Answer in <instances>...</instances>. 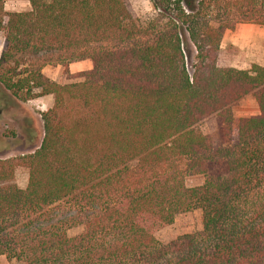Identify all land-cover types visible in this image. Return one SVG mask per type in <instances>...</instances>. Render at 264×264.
I'll return each instance as SVG.
<instances>
[{"label":"trees","instance_id":"16d2710c","mask_svg":"<svg viewBox=\"0 0 264 264\" xmlns=\"http://www.w3.org/2000/svg\"><path fill=\"white\" fill-rule=\"evenodd\" d=\"M150 1L156 17L143 27L126 0H28L19 13L0 0V84L20 102L53 96L39 147L0 160L5 259L264 264V64H218L226 31L264 26V0ZM18 55L40 57L17 73ZM83 60L92 67L75 76L81 82L41 73L59 65L65 75ZM248 95L258 116L234 117ZM205 120L209 135L195 129ZM19 167L28 170L24 189L14 183ZM189 175L203 183L187 187ZM61 203L73 214L54 219ZM193 210L201 232L159 246L154 232ZM80 224L83 233L69 237Z\"/></svg>","mask_w":264,"mask_h":264},{"label":"rangeland","instance_id":"374dc122","mask_svg":"<svg viewBox=\"0 0 264 264\" xmlns=\"http://www.w3.org/2000/svg\"><path fill=\"white\" fill-rule=\"evenodd\" d=\"M183 2L188 0H182ZM196 3L198 0H189ZM26 0H3V10L6 5L7 9L14 10H25ZM128 8L132 15L136 17L143 27L156 17V11L150 0H126ZM5 11V10H4ZM186 41L185 34L182 36ZM3 40L2 34H0V41ZM187 48L189 51L190 58L188 59V69L191 70V63L195 56V50L187 40ZM40 56L31 55H18L14 60L18 62L17 73L24 69L29 61H36ZM84 61V60H83ZM90 62L89 60H87ZM80 61L70 63L72 70H67L64 75L63 71H58L59 65L56 66H45V74H43L50 81L65 83H77L81 82L82 78L75 77L78 73H81L83 69H86V63ZM22 64H25L22 65ZM92 65V63H90ZM219 66H230L239 70H249L253 64L263 65L264 64V26L254 24H238L233 30H228L224 33L219 51ZM3 69L13 67V61L9 60L3 63ZM62 67V66H61ZM60 69V68H59ZM41 70V73H42ZM71 71V73H70ZM87 71V70H84ZM1 87V86H0ZM3 87V86H2ZM0 88V103L3 104L11 99L5 92V88ZM7 91V90H6ZM35 93H39L35 90ZM11 95V94H10ZM12 96V95H11ZM13 97V96H12ZM44 97V98H43ZM34 98L27 102L16 103L12 115L14 116V122L16 124L15 130L3 128V133L6 137H11L10 133L14 131V143L15 150L22 151L25 154L34 152L40 145L43 138V124L41 120V113L47 111L53 105V96L49 95L52 99L50 107L46 104V96ZM50 99V98H49ZM12 101V100H11ZM15 103V102H14ZM21 103H24L22 106ZM18 105V106H17ZM10 111V108L7 109ZM23 113H28V118L23 116ZM32 113L34 115H32ZM232 114L236 118H250L256 117L259 114L257 105L251 95H248L241 99L232 109ZM8 122V121H6ZM13 123V122H12ZM10 123L14 129L13 124ZM196 130L204 135H209L212 132L213 126L209 120L200 122L196 127ZM17 131V132H15ZM16 133L19 135L16 136ZM9 144L11 143L10 140ZM27 143H24V142ZM29 152V153H28ZM22 154H15L14 157L21 156ZM12 157V158H14ZM9 159V158H8ZM28 180V170L26 168H17L14 174V183L21 188H25ZM204 178L200 175H189L185 179L187 187L199 186L203 183ZM51 216L54 219H61L72 215V210L69 209L64 203L55 205L50 210ZM75 213V212H74ZM201 212L200 210H193L180 214L175 217L174 222L166 227L157 229L154 232V236L159 246H166L172 241H175L179 237L184 235H192L201 232ZM84 225L71 227L67 230L69 237H75L83 233ZM163 259L159 258V261ZM0 264H23L16 260H7L0 256Z\"/></svg>","mask_w":264,"mask_h":264},{"label":"crops","instance_id":"0c3cea01","mask_svg":"<svg viewBox=\"0 0 264 264\" xmlns=\"http://www.w3.org/2000/svg\"><path fill=\"white\" fill-rule=\"evenodd\" d=\"M25 10H23V11H21V10H14V9H7V7H6V5H5V7H4V10H5V12H17V13H19V12H27V11H29L30 10V6H29V3H28V0H26V2H25ZM5 42L3 41V40H1L0 41V56H1V54H2V52L5 50ZM82 62H87L86 63V69H83L81 72H84V70H90L91 69V67H92V65L90 64L91 62H88L87 60H84V61H80L79 63L81 64ZM60 68V69H59ZM68 68H69V70H72V65L71 64H69L68 65ZM64 70V68L63 67H61V66H59L58 67V71L60 72V73H62V71ZM70 73H71V71H70ZM42 74H45V69L44 70H42ZM0 86L2 87V85L0 84ZM0 87V88H1ZM3 88V87H2ZM4 89V88H3ZM5 92L7 93V95L9 96V97H11V99H8L7 101L8 102H5L4 104L1 102L0 103V160H4V159H8V158H12V157H14L15 156V154H19V153H21L22 155H24V152H22V151H18V150H15V148H14V146H15V143H14V137H13V135H14V131H12V133H10V135H11V137H6V135H4V134H2L4 131H3V128H7V129H12V130H15V126H16V124H15V122H14V116L12 115V113L11 112H13V110L11 109L12 107H14L15 106V104L16 103H20V102H18V101H16L11 95H10V93L8 92V91H6L5 90ZM42 98V97H41ZM44 98V97H43ZM50 98V99H49ZM46 104H47V106L48 107H50L51 106V104H52V99H51V97H49V96H46ZM12 100V101H11ZM15 102V103H14ZM22 104V106L24 105V103H21ZM18 106V105H17ZM10 108V111H8L7 109H9ZM22 114H23V116H25V117H27L28 118V116H29V114L28 113H23L22 112ZM32 115H34L33 113H32ZM6 121H8V122H6ZM13 122V123H12ZM10 123H12L13 124V126H14V129H13V127H12V125L10 124ZM15 132H17V131H15ZM19 134L18 133H16V136H18ZM8 140H10V144H9V141ZM24 143H27L26 141L24 142ZM29 153V152H28ZM28 181V180H27ZM27 185V184H26ZM26 187V186H25ZM19 188H21V187H19ZM22 189H24V188H22Z\"/></svg>","mask_w":264,"mask_h":264}]
</instances>
